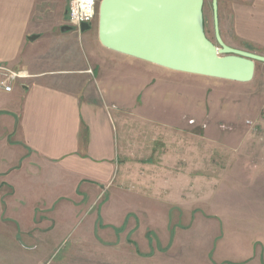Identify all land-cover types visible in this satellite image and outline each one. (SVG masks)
I'll list each match as a JSON object with an SVG mask.
<instances>
[{
	"label": "rangeland",
	"instance_id": "1",
	"mask_svg": "<svg viewBox=\"0 0 264 264\" xmlns=\"http://www.w3.org/2000/svg\"><path fill=\"white\" fill-rule=\"evenodd\" d=\"M212 1L204 4L205 31L216 42ZM254 75L247 84L210 80L215 107L200 120L183 118L172 138L129 134L117 179L106 186L78 190L37 163L45 180L22 179L17 190L0 182V264L264 257V63ZM223 95L227 101L217 99Z\"/></svg>",
	"mask_w": 264,
	"mask_h": 264
},
{
	"label": "crops",
	"instance_id": "2",
	"mask_svg": "<svg viewBox=\"0 0 264 264\" xmlns=\"http://www.w3.org/2000/svg\"><path fill=\"white\" fill-rule=\"evenodd\" d=\"M225 1L228 7L219 14L223 40L264 56V0ZM69 5L70 0H0V64L31 75L13 92H0L3 188L17 190L22 179L45 180L44 171L32 166L37 163L76 181L78 190L93 191L117 179L129 134L172 138L183 118L200 120L210 103L215 107L209 81L220 79L112 52L99 41L98 20L88 31H65ZM2 197L0 189V214ZM259 256L218 263L263 264Z\"/></svg>",
	"mask_w": 264,
	"mask_h": 264
},
{
	"label": "water",
	"instance_id": "3",
	"mask_svg": "<svg viewBox=\"0 0 264 264\" xmlns=\"http://www.w3.org/2000/svg\"><path fill=\"white\" fill-rule=\"evenodd\" d=\"M205 0H102L100 43L124 54L173 71L249 83L264 56L226 44L220 35L218 0H213L216 42L208 38ZM72 26L64 27L70 31ZM91 29L88 23L81 31Z\"/></svg>",
	"mask_w": 264,
	"mask_h": 264
},
{
	"label": "built area",
	"instance_id": "4",
	"mask_svg": "<svg viewBox=\"0 0 264 264\" xmlns=\"http://www.w3.org/2000/svg\"><path fill=\"white\" fill-rule=\"evenodd\" d=\"M99 5L98 0H70L68 14L70 26L80 30L82 24L92 25L99 18ZM30 77L25 70L0 64V92L11 93L20 81Z\"/></svg>",
	"mask_w": 264,
	"mask_h": 264
},
{
	"label": "flooded vegetation",
	"instance_id": "5",
	"mask_svg": "<svg viewBox=\"0 0 264 264\" xmlns=\"http://www.w3.org/2000/svg\"><path fill=\"white\" fill-rule=\"evenodd\" d=\"M212 4H213V1H212Z\"/></svg>",
	"mask_w": 264,
	"mask_h": 264
}]
</instances>
